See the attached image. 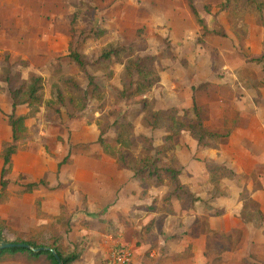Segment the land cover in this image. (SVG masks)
I'll list each match as a JSON object with an SVG mask.
<instances>
[{
    "label": "rangeland",
    "instance_id": "obj_1",
    "mask_svg": "<svg viewBox=\"0 0 264 264\" xmlns=\"http://www.w3.org/2000/svg\"><path fill=\"white\" fill-rule=\"evenodd\" d=\"M226 3V0H194L207 25L212 27V16L218 15V23L227 32V37L221 38L199 29L186 0H0V73L10 65L14 73L22 71L25 79L30 74L44 79L43 104L35 110L25 106L17 109L18 116L27 117L26 134L30 139L20 144L18 156L13 158L16 170L8 177L6 200L0 205L3 240L7 243L34 240L42 246L50 245L55 229L42 210L44 204L56 207L57 200L68 204L65 185L61 184L63 168L74 159L96 160V150L101 149L97 144L100 133L104 132V138L116 137V122L130 125L136 137L153 138L158 149L163 144L166 124L148 128L144 120L152 119V110L177 107L181 115L187 113L192 117L193 101L208 105L211 113L212 110L216 113L222 108L221 100H228L227 97L241 100L246 96L259 113H264V62L252 61L264 54V30L260 26V18L264 16L254 6L248 7L244 0L240 4L227 3V9L223 10ZM234 32L242 38V47ZM113 45L131 46L132 52L141 58L153 57L160 82L146 95L150 102L147 113L139 98L131 100L122 93L129 83L134 90L138 76L130 82L119 60L101 61L104 51ZM73 52L84 57L86 72H81L70 58ZM227 63L239 70L238 89L243 94L227 93L233 86L232 79H225L229 70L222 72ZM229 76L232 78L231 72ZM91 81L95 83L93 88ZM58 93L64 105L56 104ZM82 97L86 98V108L79 111ZM210 100L217 104H208ZM50 103L54 105L48 106ZM249 103L251 113L253 106ZM11 113L9 87L0 82V172L5 145L12 138L8 125ZM211 124V128L216 126L213 120ZM140 151L137 146L133 159H137ZM194 155L192 151L181 159L188 163L203 161L205 157L200 153ZM152 156L163 159L155 152ZM245 163L244 166L248 165ZM42 180L46 186L38 192L24 193L27 184ZM252 192L243 187L241 196L255 210ZM213 194L219 196L222 190H214ZM144 197L140 194L144 204L152 207L161 199L160 194ZM263 221L264 218L257 217L254 225L262 226ZM110 253L96 254L93 263L106 264ZM87 259L81 264L92 263V259ZM0 264L29 263L24 256L16 255L5 256ZM37 264L47 263L43 260Z\"/></svg>",
    "mask_w": 264,
    "mask_h": 264
},
{
    "label": "crops",
    "instance_id": "obj_2",
    "mask_svg": "<svg viewBox=\"0 0 264 264\" xmlns=\"http://www.w3.org/2000/svg\"><path fill=\"white\" fill-rule=\"evenodd\" d=\"M222 72H227L225 79L233 82L227 93L243 94L238 89L237 67L227 63ZM227 99L220 101L222 108L216 113L212 110L213 114L208 105L196 103L208 112L206 126L210 129L212 120L216 123L210 130L220 138L212 147H198L187 131L176 147L180 180L196 200L192 206L175 199L170 207L163 204L168 188L160 187L149 191L161 198L154 210H149L153 205L146 206L140 198L142 188L134 173L121 170L102 149L96 150V160L74 159L63 168L61 184L65 185L68 204L57 200L56 207L44 204L42 212L53 226V218L60 216L62 208L65 210L69 227L64 245L74 248L83 241L87 248L76 264L85 258L94 264L96 254L111 252L116 244L131 249L132 264H264V223L254 225L257 217L264 218V113H259L250 97L240 98L243 103ZM249 102L253 106L251 113ZM208 104L217 102L210 100ZM192 151L203 154V161H182L181 157ZM207 166H222L230 174L223 173L215 185ZM13 169L15 172L14 165ZM243 187L253 190L255 210L242 199ZM214 190H222V194L215 196Z\"/></svg>",
    "mask_w": 264,
    "mask_h": 264
},
{
    "label": "trees",
    "instance_id": "obj_3",
    "mask_svg": "<svg viewBox=\"0 0 264 264\" xmlns=\"http://www.w3.org/2000/svg\"><path fill=\"white\" fill-rule=\"evenodd\" d=\"M187 6L194 16L196 23L199 25V29L206 35H216L217 37L226 38L227 32L218 23V15L213 14L214 23L211 26L207 25L206 21L200 17V14L194 6V0H186ZM227 3L235 2L241 3V0H226ZM248 7H252L261 13V17L264 15V0H244ZM227 3L223 6V10L227 9ZM260 26L264 30V19L260 18ZM242 24V22H241ZM240 47L243 45L242 38L239 34L234 32ZM264 46V41H263ZM70 58L75 62L81 72H86V62L84 57L77 52H73ZM113 60H119L118 62L123 64L126 68V79L130 82L134 76H138V81L134 84V90L126 88L122 93L128 99L139 98L145 112L150 109V102L147 100V93L153 89L159 82V73L154 68L153 57L141 58L136 56L129 47L109 46L102 57L101 61L110 63ZM254 63H263L264 54L255 57L252 60ZM0 82L6 83L9 87L10 96L12 100V113L8 116V125L11 128L12 138L9 143L5 145L3 151V167L0 173V205L6 200V193L10 185L9 176L13 171V158L17 155L20 144H25L30 137L27 136L26 116H18L17 109L19 107H28L35 110L44 101V79L41 76L30 74L28 78H24L22 71L13 72L10 65L3 68L0 73ZM74 82V81H73ZM127 82V81H126ZM128 83V82H127ZM90 87H95V83L91 81ZM86 94V98H87ZM86 98L82 97V102L79 107V111L86 108ZM74 102V100H70ZM56 104L64 105V99L58 93L56 97ZM50 103L48 106H53ZM206 109L199 107L195 101L192 107V117L184 113L181 115V110L178 108H170L168 110L153 111L152 119L145 118V125L152 129H157L160 124L164 123L165 136L163 144L157 149L154 146V140L151 137L138 136L136 137L131 130V126L126 123L116 122V137L104 138V132H101L97 141V144L101 147L105 156L113 159L117 166L121 170H127L134 173L135 177L140 182L142 188V194L149 195V191L152 188L167 187L168 192L163 197V204L171 206L173 199L185 204L186 206H192L196 201L195 198L188 192L185 185L180 180L181 176V164L175 155L176 147L179 144L180 138L184 131L189 132L191 138L196 141L200 148H210L218 141L220 135L211 132L206 126L208 119V113ZM137 146L141 147V151L138 154L137 159H133V151ZM157 153L158 156L163 159H157L152 156V153ZM66 160V159H65ZM64 160V161H65ZM135 162V166H131V163ZM209 173L212 176L213 184L217 185L221 177L230 174L222 166L211 167L207 166ZM224 173V174H223ZM42 186H46L42 180L40 182H34L27 184L24 188L25 194H33L37 192ZM40 201H37L39 206ZM247 208V204L245 205ZM153 211V207L149 208ZM40 213V211H39ZM41 214V213H40ZM65 210L61 209V214L57 218H53L55 229L51 238V243L48 247L39 245L34 240H20L13 242L15 245H26L27 248H12L6 250H0V261L5 256H24L29 264H37V262L43 261L47 264H76L80 262L82 256L85 254L87 248L84 242L76 245L74 248L64 245V235L67 233L69 223L65 221ZM251 221L253 219L250 218ZM248 220V222L250 221ZM111 229V228H110ZM2 238V234L0 233ZM217 241V237H214ZM3 239V238H2ZM41 250L40 252H34L32 250ZM57 256H55V255Z\"/></svg>",
    "mask_w": 264,
    "mask_h": 264
},
{
    "label": "built area",
    "instance_id": "obj_4",
    "mask_svg": "<svg viewBox=\"0 0 264 264\" xmlns=\"http://www.w3.org/2000/svg\"><path fill=\"white\" fill-rule=\"evenodd\" d=\"M133 253L127 246H118L111 251L106 264H132Z\"/></svg>",
    "mask_w": 264,
    "mask_h": 264
},
{
    "label": "water",
    "instance_id": "obj_5",
    "mask_svg": "<svg viewBox=\"0 0 264 264\" xmlns=\"http://www.w3.org/2000/svg\"><path fill=\"white\" fill-rule=\"evenodd\" d=\"M12 248H27V249H31L29 246H26V245H21V244L20 245H15L13 243H7L5 240H3L0 237V250H6V249H12ZM41 250H44V249L32 250V251H34V252H40Z\"/></svg>",
    "mask_w": 264,
    "mask_h": 264
}]
</instances>
